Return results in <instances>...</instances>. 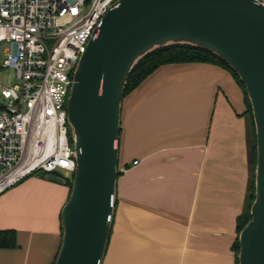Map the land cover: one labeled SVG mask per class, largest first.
Returning <instances> with one entry per match:
<instances>
[{"label":"crops","instance_id":"obj_1","mask_svg":"<svg viewBox=\"0 0 264 264\" xmlns=\"http://www.w3.org/2000/svg\"><path fill=\"white\" fill-rule=\"evenodd\" d=\"M248 148L244 96L227 69L212 62L154 68L120 100L122 171L101 264H234ZM43 175L0 193V231L14 234V246L0 247V264L54 258L69 188Z\"/></svg>","mask_w":264,"mask_h":264},{"label":"water","instance_id":"obj_2","mask_svg":"<svg viewBox=\"0 0 264 264\" xmlns=\"http://www.w3.org/2000/svg\"><path fill=\"white\" fill-rule=\"evenodd\" d=\"M171 44L204 49L241 82L255 140L253 199L235 264H264V3L260 0H116L79 56L65 102L74 170L59 211L51 264H100L114 207L119 105L131 67ZM43 178L63 184L60 172Z\"/></svg>","mask_w":264,"mask_h":264},{"label":"built area","instance_id":"obj_3","mask_svg":"<svg viewBox=\"0 0 264 264\" xmlns=\"http://www.w3.org/2000/svg\"><path fill=\"white\" fill-rule=\"evenodd\" d=\"M115 1L0 0V68L14 77L0 84V193L34 172L72 175L65 112L71 76Z\"/></svg>","mask_w":264,"mask_h":264},{"label":"trees","instance_id":"obj_4","mask_svg":"<svg viewBox=\"0 0 264 264\" xmlns=\"http://www.w3.org/2000/svg\"><path fill=\"white\" fill-rule=\"evenodd\" d=\"M177 62H212L218 64L230 72V74L233 76L236 83L242 90L244 96V102L246 104L247 117H248V142H249L248 163L250 165L251 175H250V182L248 185V198L244 205L243 212L238 219V224L236 227L238 234L240 228L249 219L248 210L250 203L253 199V191H254L253 169L255 164V140H254V127H253L249 103L244 93L243 86L239 81V79L237 78V76L235 75V73L222 60H220L218 57H216L215 55L204 49L186 44H171V45L155 48L149 51L148 53H146L145 55H143L140 59L136 61V63L131 67L126 77L123 86L122 95H124L127 91L133 88L142 78H144L158 65L164 63H177ZM118 174L119 171H117V175ZM71 177L69 179H65V183H67L68 188L70 187ZM12 246H14L13 231L10 230L0 231V247H12ZM232 248L234 249V253H235V258H234V264H235L236 253L238 250L237 236L233 242Z\"/></svg>","mask_w":264,"mask_h":264},{"label":"rangeland","instance_id":"obj_5","mask_svg":"<svg viewBox=\"0 0 264 264\" xmlns=\"http://www.w3.org/2000/svg\"><path fill=\"white\" fill-rule=\"evenodd\" d=\"M14 82V77H13V72L10 69L7 68H0V84L2 85H6V84H12ZM2 102V98L0 96V103ZM35 173H40V172H34L31 173L30 175H34ZM71 175L67 174V173H62V177L69 179ZM101 264V262H100Z\"/></svg>","mask_w":264,"mask_h":264}]
</instances>
